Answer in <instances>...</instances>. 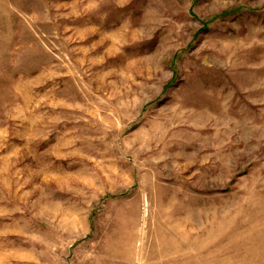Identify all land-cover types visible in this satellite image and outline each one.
I'll return each mask as SVG.
<instances>
[{"label":"rangeland","instance_id":"374dc122","mask_svg":"<svg viewBox=\"0 0 264 264\" xmlns=\"http://www.w3.org/2000/svg\"><path fill=\"white\" fill-rule=\"evenodd\" d=\"M0 264H264V0H0Z\"/></svg>","mask_w":264,"mask_h":264}]
</instances>
